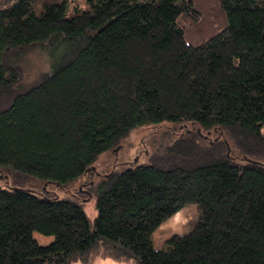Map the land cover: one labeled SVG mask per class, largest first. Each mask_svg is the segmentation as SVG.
<instances>
[{
	"label": "trees",
	"instance_id": "trees-1",
	"mask_svg": "<svg viewBox=\"0 0 264 264\" xmlns=\"http://www.w3.org/2000/svg\"><path fill=\"white\" fill-rule=\"evenodd\" d=\"M35 48L49 66L30 81ZM162 123L183 127L150 163L80 181L94 223L77 199L14 179L68 189ZM189 203L192 229L156 248ZM102 259L264 264V0H0V264Z\"/></svg>",
	"mask_w": 264,
	"mask_h": 264
},
{
	"label": "rangeland",
	"instance_id": "rangeland-1",
	"mask_svg": "<svg viewBox=\"0 0 264 264\" xmlns=\"http://www.w3.org/2000/svg\"><path fill=\"white\" fill-rule=\"evenodd\" d=\"M26 69L29 80L31 81L35 74L43 72L48 68L49 62L46 61V56L40 48L32 49L25 58ZM187 125V124H186ZM182 125L162 123L160 125L146 124L133 129L127 134L119 145L103 152L95 161L93 167L95 171L83 175L77 181L71 184L68 189L54 182L43 183L35 177L20 174L14 179L25 187L48 191L50 194H56L61 199H77L82 203V206L91 220L94 223L97 216V196L95 193L89 197H84L81 200L76 198V194L83 192L80 181L95 180L97 181L102 176L114 169H124L128 166L136 164L150 163V155L158 145L170 143L174 137L178 136L182 130ZM2 173V172H1ZM8 177V175H6ZM79 181V182H78ZM92 182V181H90ZM84 189L89 188L86 184ZM198 217V207L196 204L189 203L181 208L176 214L165 220L154 232V244L156 248L164 245L166 239L175 233L189 232L195 220ZM35 237L41 244L50 243L53 240L52 235H44L39 232L34 233ZM132 264V263H131Z\"/></svg>",
	"mask_w": 264,
	"mask_h": 264
},
{
	"label": "crops",
	"instance_id": "crops-1",
	"mask_svg": "<svg viewBox=\"0 0 264 264\" xmlns=\"http://www.w3.org/2000/svg\"><path fill=\"white\" fill-rule=\"evenodd\" d=\"M96 264H130V263L117 262L112 259H102L99 260Z\"/></svg>",
	"mask_w": 264,
	"mask_h": 264
}]
</instances>
